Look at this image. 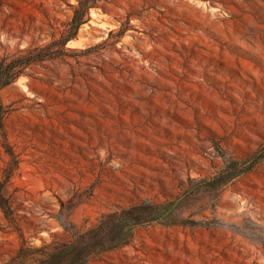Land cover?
<instances>
[{
  "label": "rangeland",
  "instance_id": "rangeland-1",
  "mask_svg": "<svg viewBox=\"0 0 264 264\" xmlns=\"http://www.w3.org/2000/svg\"><path fill=\"white\" fill-rule=\"evenodd\" d=\"M47 46L0 90V263L147 205L89 264H264V0H0V57Z\"/></svg>",
  "mask_w": 264,
  "mask_h": 264
},
{
  "label": "trees",
  "instance_id": "trees-1",
  "mask_svg": "<svg viewBox=\"0 0 264 264\" xmlns=\"http://www.w3.org/2000/svg\"><path fill=\"white\" fill-rule=\"evenodd\" d=\"M85 10L87 13V8ZM82 22L83 15L75 11L70 25L77 29ZM71 38L73 35H68L53 41L51 45L64 48ZM48 48L49 46L28 50L26 56L21 57H0V90L13 83L33 62L50 58L51 55L43 54ZM36 50L41 53L32 55ZM7 112V107L0 99V129L3 128ZM263 156L264 153L260 158ZM255 164L249 165L244 172ZM151 220V207L138 205L104 216L96 227L75 232L73 239L68 242L52 241L35 245L22 238L14 253L0 264H89L93 258L103 253L128 245L133 239L136 227Z\"/></svg>",
  "mask_w": 264,
  "mask_h": 264
}]
</instances>
